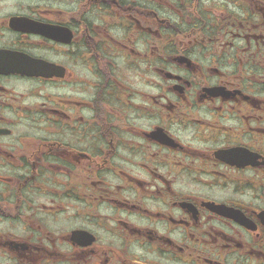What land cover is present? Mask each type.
Instances as JSON below:
<instances>
[{
    "label": "flooded vegetation",
    "instance_id": "obj_1",
    "mask_svg": "<svg viewBox=\"0 0 264 264\" xmlns=\"http://www.w3.org/2000/svg\"><path fill=\"white\" fill-rule=\"evenodd\" d=\"M0 264H264V0H0Z\"/></svg>",
    "mask_w": 264,
    "mask_h": 264
}]
</instances>
